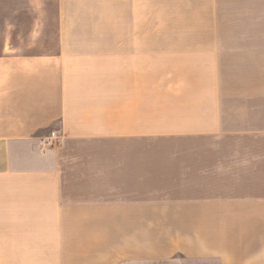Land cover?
<instances>
[{
    "label": "crops",
    "instance_id": "0c3cea01",
    "mask_svg": "<svg viewBox=\"0 0 264 264\" xmlns=\"http://www.w3.org/2000/svg\"><path fill=\"white\" fill-rule=\"evenodd\" d=\"M217 2L0 0V264H64V207L264 264V0Z\"/></svg>",
    "mask_w": 264,
    "mask_h": 264
},
{
    "label": "rangeland",
    "instance_id": "374dc122",
    "mask_svg": "<svg viewBox=\"0 0 264 264\" xmlns=\"http://www.w3.org/2000/svg\"><path fill=\"white\" fill-rule=\"evenodd\" d=\"M217 3L218 10L222 12L263 7V0H218ZM48 4L49 19L54 23V0H48ZM152 5L149 2L146 8L147 30L153 29ZM183 6L184 0H165L164 3L160 0L161 13L156 16L161 27L167 25L165 21L169 20L165 19L169 17L172 18L171 23L175 24L176 20L179 27L184 26ZM61 141L62 138L56 147ZM64 208L67 213L63 215L62 224L68 235L64 238L67 240L64 264H212L200 260L199 230L119 233L118 228L109 224L117 219H76L77 215L95 214L71 212L70 207Z\"/></svg>",
    "mask_w": 264,
    "mask_h": 264
},
{
    "label": "built area",
    "instance_id": "2783aa9c",
    "mask_svg": "<svg viewBox=\"0 0 264 264\" xmlns=\"http://www.w3.org/2000/svg\"><path fill=\"white\" fill-rule=\"evenodd\" d=\"M60 140L61 138L57 132H51L41 141V145L48 148L56 147Z\"/></svg>",
    "mask_w": 264,
    "mask_h": 264
}]
</instances>
